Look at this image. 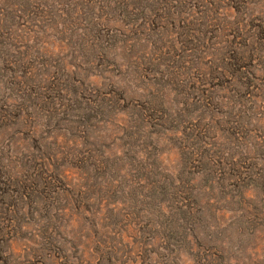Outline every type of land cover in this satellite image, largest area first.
Wrapping results in <instances>:
<instances>
[{"label": "rangeland", "instance_id": "rangeland-1", "mask_svg": "<svg viewBox=\"0 0 264 264\" xmlns=\"http://www.w3.org/2000/svg\"><path fill=\"white\" fill-rule=\"evenodd\" d=\"M0 264H264V0H0Z\"/></svg>", "mask_w": 264, "mask_h": 264}]
</instances>
